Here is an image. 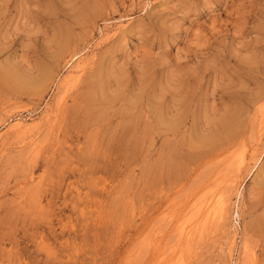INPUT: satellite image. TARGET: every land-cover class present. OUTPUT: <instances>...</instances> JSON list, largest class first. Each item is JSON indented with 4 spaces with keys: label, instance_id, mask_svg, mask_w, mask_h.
Here are the masks:
<instances>
[{
    "label": "rangeland",
    "instance_id": "obj_1",
    "mask_svg": "<svg viewBox=\"0 0 264 264\" xmlns=\"http://www.w3.org/2000/svg\"><path fill=\"white\" fill-rule=\"evenodd\" d=\"M0 264H264V0H0Z\"/></svg>",
    "mask_w": 264,
    "mask_h": 264
},
{
    "label": "bare ground",
    "instance_id": "obj_2",
    "mask_svg": "<svg viewBox=\"0 0 264 264\" xmlns=\"http://www.w3.org/2000/svg\"><path fill=\"white\" fill-rule=\"evenodd\" d=\"M77 60V59H76Z\"/></svg>",
    "mask_w": 264,
    "mask_h": 264
}]
</instances>
